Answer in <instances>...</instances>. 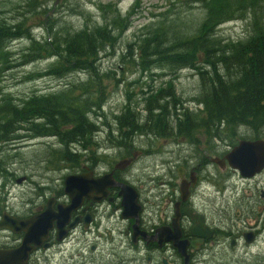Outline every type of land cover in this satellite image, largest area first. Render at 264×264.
<instances>
[{"label":"rangeland","instance_id":"obj_1","mask_svg":"<svg viewBox=\"0 0 264 264\" xmlns=\"http://www.w3.org/2000/svg\"><path fill=\"white\" fill-rule=\"evenodd\" d=\"M29 2L30 0H0V19L9 24L24 21L31 31V38L39 42L52 38L49 29L72 34L82 29L91 30L95 26L104 25L107 5L112 6L111 11L117 12L121 18L128 13L132 16L127 30L119 32V35L116 33L118 30L114 31L113 36H117L115 46L98 54V59L88 70L92 76L84 72L72 73L63 78L43 76L44 72L56 63L55 59L21 65L30 41L24 38L8 42L2 53L9 54L3 59L0 54V102L3 98H8L20 104L22 100L33 95L44 96L59 92L64 86L66 88L72 84H79L81 91L88 89L96 99V104L91 105L88 116L96 130L91 136L94 143L92 152L83 153L78 146L73 147V150L77 151V154L83 153L85 158L102 156L113 165L117 159L128 154L131 145L134 148L142 145L152 153L157 151L155 155L145 160L146 164L151 163L150 169H153V164L165 159L163 155L157 153L168 149L170 145H163V139H158L156 145L153 144L155 135L149 131L144 132L145 130H141L142 133H135L136 135H129L122 141L116 128L115 117L127 104L139 115L138 124L142 125L144 113L141 91H148V86L154 90L159 87H172L176 99L182 102L183 109L187 108L195 113L199 107L196 101L201 90L200 82L197 74L190 69L162 72L152 67L144 71L138 65L140 59L136 49L140 43L133 47L131 57H128L127 46L138 42L140 35L154 25L161 27L168 35L172 33L168 28L171 25L176 35L192 34L204 17L201 6L196 4L188 7L184 2L177 0H171L174 7H171L167 0H59L57 3L53 0H36L35 6L43 3L49 12L47 15H35L36 8ZM216 34L218 38L227 41L243 40L246 35L245 22L236 19L225 23L217 29ZM161 73H165L166 76L158 78ZM236 134L237 137L232 144L224 142L225 152L230 151L229 145H237L241 140L252 141L254 138L253 133L245 127L239 128ZM200 137L201 134L195 135L197 139ZM58 148L59 145L54 138L43 137L0 144V217L7 214L20 219L29 218L37 213L36 210L40 206L45 205L47 199L58 194L60 201H65L62 205L67 204L68 199L62 192L64 177L80 173L83 166L92 169V165L87 163L84 157L76 163L57 162L50 151ZM197 148L202 149L201 143ZM144 164L141 161L138 169L142 170ZM102 169L109 170L110 166L104 165ZM243 190V186L240 187L237 197L246 195ZM236 204L229 205L231 209L228 212L232 217L237 211L243 214V209ZM109 214L110 208L105 211L103 208L99 210L101 218H107ZM112 216L118 217L119 214ZM0 230V243L20 242L17 235L9 236L7 230ZM97 232L101 233V237H96ZM103 232L104 228L95 230L92 226L89 229L82 226L64 244L56 245L53 250L42 251L34 256L33 264H117L120 256H125V259L130 261L132 256H128L129 253L110 250L109 237L104 236ZM227 244L224 253L207 258L210 264H251L252 261L263 260L242 257L239 253L232 252ZM19 246L20 244L17 247ZM91 246H95L92 251ZM139 263L146 264L141 258Z\"/></svg>","mask_w":264,"mask_h":264},{"label":"trees","instance_id":"obj_2","mask_svg":"<svg viewBox=\"0 0 264 264\" xmlns=\"http://www.w3.org/2000/svg\"><path fill=\"white\" fill-rule=\"evenodd\" d=\"M35 1L29 2L36 8L34 14L47 15L49 11L43 3L35 6ZM167 1L174 7L171 0ZM177 1L184 2L188 7L201 6L204 17L197 30L188 35H176L171 25L168 28L172 33L168 35L161 27L154 25L140 35L138 42L127 46L128 57L132 56L133 47L140 43L136 49L140 59L138 65L144 71L152 67L162 72L194 71L201 87L196 101L200 108L195 113L183 109L172 87L154 90L148 86V91H141L142 125L138 124L139 115L127 104L115 117L120 139L142 133L141 130L149 131L159 139H191L207 131L208 138H211L221 130L222 141L232 144L237 130L245 127L253 133L252 141L264 140V0ZM106 8L104 25L72 34L49 29L52 38L42 42L31 38V31L24 21L9 24L0 19L1 57L6 58L9 54L7 51L2 53L8 42L25 38L30 43L21 65L53 58L56 63L43 76L63 78L83 72L90 75L88 70L98 59V54L115 46L117 36H113L114 31L118 30L116 33L119 35L130 26L132 14L121 18L117 12L111 11L112 6L107 5ZM236 19L245 22L246 35L243 40L218 38L217 29ZM131 62L134 63V60L131 59ZM164 76L166 74L161 73L158 78ZM64 87L48 95H33L20 104L3 98L0 102V144L33 137L54 138L59 148L50 153L53 159L63 163H76L80 158H85L83 153L92 152L94 143L91 136L96 126L88 116L96 99L88 89L81 91L79 84ZM19 132L24 134L18 135ZM76 146L83 153L77 154L73 150ZM235 146L229 145V148ZM123 160L115 161V165ZM85 161L92 165L90 157ZM81 170L84 172L83 168Z\"/></svg>","mask_w":264,"mask_h":264},{"label":"flooded vegetation","instance_id":"obj_3","mask_svg":"<svg viewBox=\"0 0 264 264\" xmlns=\"http://www.w3.org/2000/svg\"><path fill=\"white\" fill-rule=\"evenodd\" d=\"M220 133L218 130L211 138H208V131L199 139L161 138L163 145L170 147L157 153L165 159L153 164V169L145 160L157 151L152 153L142 145L137 148L131 145L128 154L117 159L127 161L120 169H115L116 165L102 156L94 155L92 169L83 166L84 172L78 174L90 173L92 182L110 176L103 179L98 188L108 182L111 186L102 189L104 196L93 191L92 201L84 200L81 208L73 212L71 221L79 217V224L68 231L63 241L56 240L54 226L43 243L47 246L33 252L27 264H33L38 253L64 244L77 229L84 227L82 220L86 215L90 216L91 222L85 229L91 226L95 230L104 228L110 250L132 256L130 261L120 256L117 264H141L140 258L146 264H210L207 258L224 253L227 243L232 252L242 257L263 259L252 261L253 264H264V169L251 178H243L238 171L230 169L223 162L227 152L223 150ZM158 139L155 138L153 144L156 145ZM199 142L202 149L197 148ZM141 161L145 164L139 170ZM100 165L110 166V169L103 170ZM113 183L133 190L138 208L135 217H122L120 188ZM242 186L246 195L240 198L237 193ZM59 196L47 199L53 200L54 211L58 205L65 204ZM47 201L35 214L44 210ZM230 204L241 207L243 214L237 211L232 217L228 212ZM102 208L104 211L110 208L111 214L107 218L99 216ZM116 213L119 216L113 217ZM7 234L17 235L20 242L0 243V250H11L21 243L22 232L8 231ZM95 235L101 237L99 232ZM94 248L91 246L90 250Z\"/></svg>","mask_w":264,"mask_h":264},{"label":"water","instance_id":"obj_4","mask_svg":"<svg viewBox=\"0 0 264 264\" xmlns=\"http://www.w3.org/2000/svg\"><path fill=\"white\" fill-rule=\"evenodd\" d=\"M57 3L59 0H54ZM224 163L230 169L239 172L243 178H251L258 174L264 168V140H242L231 151L224 156ZM127 161L119 162L115 169L123 168ZM92 182L90 173H81L76 175H68L64 178V194L68 198V204L58 205L56 211L52 210V199L48 200L44 210L28 219L19 220L15 217L3 214L0 220V229L8 230L12 233H23L20 246L11 250H0V264H27L29 256L43 245L47 240L49 232L55 226V235L57 241H62L68 231L75 229L79 224V217L74 218L72 222L71 216L73 212L81 208L84 200L92 201V192L104 196V189L111 186V182L98 188L101 181ZM20 181H18L19 183ZM114 186L120 188L122 196V217H135L138 208L135 204V194L130 187L113 183ZM100 189V190H99ZM91 222L89 215L83 218L82 223L87 227Z\"/></svg>","mask_w":264,"mask_h":264}]
</instances>
